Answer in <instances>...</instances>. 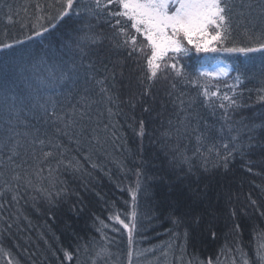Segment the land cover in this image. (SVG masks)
<instances>
[{"label":"trees","instance_id":"obj_1","mask_svg":"<svg viewBox=\"0 0 264 264\" xmlns=\"http://www.w3.org/2000/svg\"><path fill=\"white\" fill-rule=\"evenodd\" d=\"M249 2L257 0H233V36L241 44L247 42L245 28L252 26L249 21H254L256 31L262 27L258 10L242 6ZM37 4L43 12L36 8ZM53 4L56 0H0V44L15 43L17 39L24 41L7 54L0 53V59L7 56L11 60L9 70L0 71V117L6 104L15 103L21 109L20 121L16 124L20 133L18 155L10 161L12 145L0 146V193H3L0 196V264H81L94 261L101 248L129 260L127 242L109 238L108 233L115 229L118 236L119 233L120 237L124 236L125 228L114 218L117 214L131 225L132 193L137 189L138 179L141 187L136 191L134 263L208 264L210 260L211 264H255L264 261V146H261L264 135L257 128L249 141L245 127L264 122V101L258 99L264 96L262 54L251 53L245 57L224 53L232 70L226 77L214 78L204 75L201 67L211 63L218 52H198L193 48L187 49L186 54L170 53L166 62L177 63L183 68V75L176 76L168 68L154 82V98L141 97L144 86L140 79L147 74L146 56L151 50L145 47L143 54L137 52L129 57L126 49L114 48L109 38L121 39L114 37L115 30L110 27L115 18L104 14L99 19L87 13L81 17L73 15L66 18L67 23L62 22L43 37L27 39L34 34L29 29L38 16L54 14L55 9L49 7ZM21 23L27 27L21 28ZM130 31L134 33V29ZM92 35L101 37L103 44H92L87 39ZM137 43L147 44L140 36ZM104 54L111 61L108 67L115 66L116 70L115 87L111 80L106 82L109 91L118 97L115 104L103 98L99 85L94 82L88 93L83 88L70 92L64 87L53 90L41 84L50 72L58 71L56 66L61 63L82 60L85 67L89 62H97V67L102 68L98 59ZM237 69L243 81L238 87ZM96 74L98 79H103L102 71ZM165 74L167 79L163 78ZM145 83L153 82L145 79ZM205 84L211 91L218 89L221 95L236 93L234 98L239 99L241 106L229 109L228 124L233 127L232 133L221 119L223 109L217 107L213 113L201 103L205 98L200 86ZM82 95L89 97V103L96 101L83 109L90 120L79 118ZM49 96L54 98V110L64 121L51 116L53 104L48 101ZM192 98L196 104L189 109L188 101ZM181 99L185 101L184 112L179 106ZM213 101L220 103L215 98ZM39 103H46L48 114ZM108 107L112 108V116L108 114ZM144 108L149 111L145 112ZM73 109L77 110L75 116ZM185 116L191 127L199 124L201 130L207 125H213L214 129L224 126L223 138L215 130L211 134L222 152L225 151L222 143H229L230 148L241 145L239 151L233 152L227 170L220 167L203 173L200 158H196L194 171L202 179H180L187 167L180 164V153L192 155L196 144L191 127L189 135L183 134ZM71 120L86 126L84 135H75L77 128H69V136L57 134L56 129H63L64 123ZM140 120L145 124L143 137L138 135ZM2 127L4 122L0 119ZM177 128L181 130L179 133ZM236 135L239 138L230 142L231 136ZM34 138L45 140V145L32 144ZM50 138L63 148L53 149L47 143ZM47 151L53 155L45 157L43 153ZM39 169L43 171L37 176ZM17 175L21 177L19 180ZM189 183L201 194L198 198L185 188ZM118 243L123 245L122 254ZM65 252L72 255L71 260L65 257Z\"/></svg>","mask_w":264,"mask_h":264},{"label":"snow or ice","instance_id":"obj_2","mask_svg":"<svg viewBox=\"0 0 264 264\" xmlns=\"http://www.w3.org/2000/svg\"><path fill=\"white\" fill-rule=\"evenodd\" d=\"M57 4L59 7H56ZM113 5H115V8H113ZM242 6L248 10H258V16L262 21V27L259 31H256L254 21H249V24L252 26L245 28L247 42L243 44L237 41L233 36V9L235 7L233 0H56V4L49 5V7L55 9L54 14L45 13L38 16L36 18V23L29 29V31L34 32V34L29 35L27 39L32 40L35 37H43L46 33L56 30L62 22L67 23L66 18H70L73 15L81 17L82 13H87L89 16L99 19L101 14H104L109 18H115L114 22H110V27L115 30L114 37H120L121 39L117 41L109 38L114 48L126 49L129 57L137 52L143 54L145 47L151 50L150 54L146 56L147 74L145 77H141L140 83L144 86L141 97L153 96L152 88L154 87V82L158 79V74L171 68L175 71L176 76L183 75V68L178 67L177 63L166 62V57H168L169 53L177 55L182 52L185 54L187 53L188 50L185 48L183 41H187L189 45H193L198 52H224L241 54L245 57H248L251 53H261L262 66H264V0H257L256 3L249 2ZM36 8L43 12L39 4L36 5ZM241 15H243V13H241ZM40 21H44V23H40ZM9 23H12L11 18H9ZM26 27V24L21 23V28ZM130 29H134V33H132ZM137 36L143 37V40L146 41L147 44H138ZM194 37L196 38L195 40ZM87 39L94 45L103 44V39L96 35L88 36ZM22 43H24V41L17 39L15 43L0 44V53L7 54L16 45ZM80 51L82 53L84 52L83 47L80 48ZM10 62L11 60L7 56L0 59V71L7 72L10 67ZM98 62L102 65V68L97 67V62H89L85 67L82 60L79 62L73 60L67 64L61 63L56 66L58 71L50 72L49 78L42 80L41 84L45 88L53 90L57 87H64L69 89L70 92L83 88V91L88 93L91 91V84L94 82L96 85H99V93L103 94V98L106 99L107 102L115 104L117 103L118 97H114L106 86V82L111 80L113 82L112 86L115 87V66L111 69L108 67V63L111 61L107 54L99 58ZM230 70L231 66L221 69L212 75L216 77L227 76ZM97 71H102L104 73L103 79L97 78ZM237 72L238 74L235 80L236 86L238 87L243 81L241 74H239V69H237ZM203 74L209 75L208 73ZM121 75H123V73H121ZM261 76L264 78V72L261 73ZM163 78L167 79L168 77L165 74ZM145 79L153 83H145ZM172 87L174 88L175 85L173 84ZM200 87L203 89L202 95L205 98L201 103L206 104L209 109L213 110V113L217 107L223 109L221 119L225 122L228 132L232 133L233 127L231 124H228L230 118L229 109L241 106L239 99L234 98L236 93L233 92L232 95H221L218 89L211 91L206 84ZM5 98L7 99V97ZM213 98L220 101V103L217 105L213 101ZM12 99L15 100L16 98L13 97ZM258 99L264 101V96ZM48 101L53 104V109L50 113L51 116L56 117L57 121H64V117L58 116L57 112L54 110V98L49 96ZM225 101L227 103H225ZM80 102L82 104V108L79 111L80 120H90L91 117L88 116L83 109L90 108L91 103H95L96 101H91V103H89V97L87 95H82ZM46 103H39V107L45 114H48L49 109ZM195 104L196 99H190L188 101V108L191 109ZM184 105L185 101L181 99L179 101V106L182 112L186 111ZM132 107H135V104H132ZM143 110L145 112L149 111L148 108H144ZM76 111V109H73L74 116L76 115ZM107 111L109 116L114 114L111 107H108ZM20 113L21 109H18L15 103L6 104L4 115L0 117L4 122V127L0 128V146L8 147L9 144L12 145L10 148L12 153V155L9 156L10 161L14 156L18 155L16 148L20 146V140L18 139L20 133L16 128L17 122L20 121ZM169 123H171V121H169ZM182 123L184 124L183 134L187 136L190 134L189 127H191V122L188 120V117L185 116ZM245 127L249 133V141L254 138L257 128L260 129L261 135H264V122H261L259 125H246ZM69 128L78 129L75 135L82 136L86 131L85 125L79 124L76 120H71L70 122L64 123L63 129L57 128L56 132L58 135L62 134L64 136H69ZM105 130H107V126H105ZM214 130L219 132L221 138L224 137V126H221L219 129H214L213 125H207L204 130H201L199 124L195 127H191V132L196 134V144L192 155H188L186 152L180 153V164L187 166L184 177H180V179H185L187 177H193L196 181L202 179V175L194 171L196 168L194 160L196 158H200L199 167L203 169V173H210L213 168L220 167L227 170L233 152L239 151L241 145L234 144V147L230 148L229 143H222L221 147L225 150L222 152L213 142L214 137L211 134ZM37 131L39 130L37 129ZM93 131H95V129H93ZM180 131L179 128L176 129L177 133ZM25 135H27V133H25ZM138 135L140 137L145 135L144 120L139 121ZM238 138V135L231 136L230 142ZM31 142L34 145L39 144L40 146L46 143L43 139L35 138ZM47 143L53 149L63 148V145L59 142L54 143L51 138ZM76 143L79 144V140H77ZM97 143H99L98 139ZM261 146H264V144ZM43 155L45 157H50L53 155V152L47 151L44 152ZM210 161L212 162L211 168L209 167ZM42 171L43 169H39L36 175L38 176ZM49 172L51 173V169H49ZM137 175L139 176L140 173L138 172ZM20 178L19 175L16 176L17 180ZM28 183L31 184V180H28ZM140 187L141 181L138 179L136 191H139ZM185 188L196 198L201 195L190 183L185 184ZM136 191L132 193L133 211L131 213V225L120 219L118 214L114 217L119 224L123 225V227L128 230V241L130 245L132 243V233L136 228ZM2 195L3 193H0V196ZM179 195L182 197L183 192L181 191ZM13 198L15 199V197ZM253 203H255V201H253ZM233 215H235L234 212ZM237 227L239 226L237 225ZM212 235L214 236L215 233H212ZM185 237H187V232H185ZM64 255L67 259H72V255L69 252H65ZM106 255H109L107 248H101L96 252L97 258H103ZM129 256H131V252H129ZM208 264H211L210 260Z\"/></svg>","mask_w":264,"mask_h":264},{"label":"rangeland","instance_id":"obj_3","mask_svg":"<svg viewBox=\"0 0 264 264\" xmlns=\"http://www.w3.org/2000/svg\"><path fill=\"white\" fill-rule=\"evenodd\" d=\"M196 38L194 37V40ZM184 43V46L186 49H196L193 45H189L187 43V41H183ZM229 66H231V70H232V65L230 63V60L228 59V56H226L223 52L220 53L218 52L217 56H215V58L212 60L211 63L209 64H206L205 66L201 67V72L203 73H208L210 76L214 77V78H223V77H226V76H220V77H216L215 75H212V74H215L217 73L219 70L221 69H225V68H228ZM230 70V71H231ZM230 71L228 72V74L230 73ZM121 225V224H120ZM123 227V225H121ZM124 228V227H123ZM126 231H124V236L125 238L123 237H120V233H119V236L118 234L116 233V230H113L111 231V234L108 233V237L109 238H117V239H124L123 241L124 242H127V244L129 245L128 248H127V253H128V256H129V252H131V256H129V263L128 264H136L134 263V258L136 257L137 255V251L135 250V243H136V240H137V234L135 232L132 233V243L131 245L129 244V241H128V231L127 229H125ZM123 245L121 243H118V251L122 254L123 253ZM252 251L255 253V250L252 249ZM252 252V254H253ZM112 253V251H111ZM260 254H262V252H260ZM110 255V254H109ZM109 255H106V256H109ZM106 256H104L103 258H105ZM254 256V254H253ZM106 259V258H105ZM98 261V258H96L94 261L90 262V260L87 261V263H81V264H99V263H96ZM79 264V263H78ZM101 264V263H100ZM106 264H120V263H106ZM255 264H264V261H258L257 263Z\"/></svg>","mask_w":264,"mask_h":264},{"label":"bare ground","instance_id":"obj_4","mask_svg":"<svg viewBox=\"0 0 264 264\" xmlns=\"http://www.w3.org/2000/svg\"><path fill=\"white\" fill-rule=\"evenodd\" d=\"M170 54V53H169ZM96 263L106 264V263H121V264H128L129 260H127L123 256H117L116 254L110 253L108 257L105 258H98Z\"/></svg>","mask_w":264,"mask_h":264}]
</instances>
